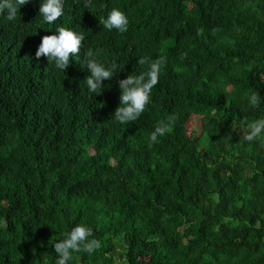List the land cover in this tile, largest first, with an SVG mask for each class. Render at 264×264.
Returning a JSON list of instances; mask_svg holds the SVG:
<instances>
[{
  "label": "trees",
  "instance_id": "16d2710c",
  "mask_svg": "<svg viewBox=\"0 0 264 264\" xmlns=\"http://www.w3.org/2000/svg\"><path fill=\"white\" fill-rule=\"evenodd\" d=\"M87 2L64 0L51 24L42 0L14 21L0 14V264H33L29 224L57 208L61 237L83 223L101 242L73 253L78 264H264V134L242 139L264 118V0ZM114 8L128 16L124 33L100 22ZM60 26L85 36L65 71L35 55ZM88 49L118 65L95 93ZM159 56L167 63L149 104L119 123L118 81ZM251 92L263 104L242 107Z\"/></svg>",
  "mask_w": 264,
  "mask_h": 264
},
{
  "label": "clouds",
  "instance_id": "9594fccd",
  "mask_svg": "<svg viewBox=\"0 0 264 264\" xmlns=\"http://www.w3.org/2000/svg\"><path fill=\"white\" fill-rule=\"evenodd\" d=\"M29 3V0H3L0 3V14L6 12L5 18L8 21H14L17 13L22 6ZM91 6V0L85 4V7ZM40 15L44 22L54 23L64 14V0H42L39 8ZM108 30L116 29L120 33L128 30V16L119 9H112L107 19L100 20ZM218 29H213L215 34ZM57 34L46 35L42 38V43L36 51V58L46 56L49 63L55 64L56 68L66 70L71 63L72 57L79 56L83 48L85 36L83 33L76 32L71 28L60 26L56 29ZM203 29L198 30L202 34ZM97 53L88 49L85 53L86 67L90 70V75L86 77V84L89 91L95 93L103 88L104 81L113 77L114 71L118 68L114 61L106 66L96 59ZM148 62L147 58L141 57L138 64L144 65ZM167 63V57L159 56L149 63L146 72L138 75L131 74L126 79L118 81L122 90L120 96V106L115 110L114 117L121 123L136 121L144 112L145 107L151 100V92L154 86L159 82V76L162 68ZM250 104L254 107L259 106V94L253 92L249 98ZM176 119L175 116H169L166 121H159L155 130L150 135V144L157 142L158 136H164L171 130V125ZM248 132L243 135L244 141L252 142L264 134V118L250 122ZM93 237V229L83 223L75 226L69 233H65V238L54 244L58 259L55 264H68L73 259V253L87 252L91 254L101 247V242Z\"/></svg>",
  "mask_w": 264,
  "mask_h": 264
},
{
  "label": "rangeland",
  "instance_id": "374dc122",
  "mask_svg": "<svg viewBox=\"0 0 264 264\" xmlns=\"http://www.w3.org/2000/svg\"><path fill=\"white\" fill-rule=\"evenodd\" d=\"M253 92L249 93L248 96L242 101V107L252 106L250 104V96ZM259 94V106L263 104V95L260 92ZM189 130L192 134L198 135L201 133V121L200 118L196 115L192 116L189 123ZM62 219V210L57 208L49 212L40 210L31 224H29V233L31 239L34 241V255L35 262L33 264H38L37 260L40 259V264H55L58 259V255L55 251L54 244L62 241L65 238V235L61 237L64 233V228L66 225L63 224ZM39 231H43L45 236L50 239L47 242V238L43 237L39 241L37 236ZM66 232V231H65ZM68 233V232H67ZM48 259V260H47ZM68 264H78L75 255L73 254V259L68 262Z\"/></svg>",
  "mask_w": 264,
  "mask_h": 264
}]
</instances>
